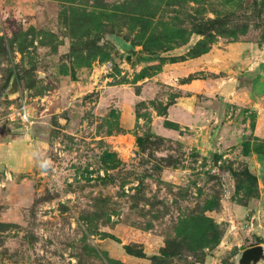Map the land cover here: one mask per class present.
Wrapping results in <instances>:
<instances>
[{
	"label": "rangeland",
	"instance_id": "374dc122",
	"mask_svg": "<svg viewBox=\"0 0 264 264\" xmlns=\"http://www.w3.org/2000/svg\"><path fill=\"white\" fill-rule=\"evenodd\" d=\"M127 230L264 251V0H0V264H129Z\"/></svg>",
	"mask_w": 264,
	"mask_h": 264
},
{
	"label": "crops",
	"instance_id": "0c3cea01",
	"mask_svg": "<svg viewBox=\"0 0 264 264\" xmlns=\"http://www.w3.org/2000/svg\"><path fill=\"white\" fill-rule=\"evenodd\" d=\"M228 136V135H227ZM229 137H226L225 139H221V143L222 146L225 147L227 145H225L226 140H228ZM17 142L24 140L23 137H17L16 138ZM122 237H124L126 240H133L135 242L141 243L142 244V250L144 251L145 254L149 255L151 253H154L155 251L152 248V244H157V242L159 241L158 237H150L148 235H138V233L136 231H131V230H127V231H123L120 234ZM130 235V236H128ZM106 249L110 252V254L126 263L129 264H147L148 259L146 257H139L133 254H129L125 251L123 246H118L115 244H111L110 242H105L104 243ZM151 246V247H150ZM152 249V250H151Z\"/></svg>",
	"mask_w": 264,
	"mask_h": 264
},
{
	"label": "water",
	"instance_id": "95a60500",
	"mask_svg": "<svg viewBox=\"0 0 264 264\" xmlns=\"http://www.w3.org/2000/svg\"><path fill=\"white\" fill-rule=\"evenodd\" d=\"M264 257L263 247L260 244L245 248L238 259L239 264H254Z\"/></svg>",
	"mask_w": 264,
	"mask_h": 264
},
{
	"label": "built area",
	"instance_id": "2783aa9c",
	"mask_svg": "<svg viewBox=\"0 0 264 264\" xmlns=\"http://www.w3.org/2000/svg\"><path fill=\"white\" fill-rule=\"evenodd\" d=\"M18 116L24 123H31V116L28 107L25 103L21 104L17 109Z\"/></svg>",
	"mask_w": 264,
	"mask_h": 264
},
{
	"label": "trees",
	"instance_id": "16d2710c",
	"mask_svg": "<svg viewBox=\"0 0 264 264\" xmlns=\"http://www.w3.org/2000/svg\"><path fill=\"white\" fill-rule=\"evenodd\" d=\"M124 249L127 253L129 254H133V255H136V256H139V257H146L148 259H153V258H156L158 255L157 254H152V255H147L144 253L143 250H141V253H137V252H134V251H131L128 247V245H124Z\"/></svg>",
	"mask_w": 264,
	"mask_h": 264
}]
</instances>
